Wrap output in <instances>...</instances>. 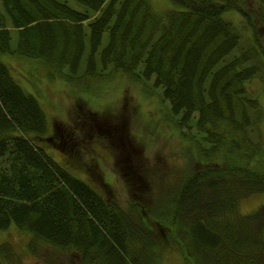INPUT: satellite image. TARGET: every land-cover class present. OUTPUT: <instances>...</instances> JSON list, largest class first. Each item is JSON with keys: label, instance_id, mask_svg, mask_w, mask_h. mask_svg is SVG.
I'll list each match as a JSON object with an SVG mask.
<instances>
[{"label": "trees", "instance_id": "16d2710c", "mask_svg": "<svg viewBox=\"0 0 264 264\" xmlns=\"http://www.w3.org/2000/svg\"><path fill=\"white\" fill-rule=\"evenodd\" d=\"M168 1L178 9L160 14L152 0H0V232L29 234L28 253L43 243L70 264H161L166 238L185 264H264V205L239 210L264 192L263 110L248 89L264 77V0ZM2 55L75 84L118 72L153 79L181 127L186 166L139 171L137 188L123 164L130 196L120 198L88 160L101 131L75 120L50 133ZM16 247L0 244V264H21Z\"/></svg>", "mask_w": 264, "mask_h": 264}, {"label": "rangeland", "instance_id": "374dc122", "mask_svg": "<svg viewBox=\"0 0 264 264\" xmlns=\"http://www.w3.org/2000/svg\"><path fill=\"white\" fill-rule=\"evenodd\" d=\"M152 5L160 14L178 9L168 0H152ZM226 16L229 19L233 14ZM243 31L246 32L245 29ZM13 39L15 40V36ZM107 41L108 37L105 34L103 44L105 45ZM242 44H245V38ZM1 59L6 64L9 63L20 85L41 103L50 123V133L54 126L58 125V129L62 128L64 121H67L64 109L67 99L81 97L69 110L68 122L65 124L74 127L78 124L75 120H83V126L92 130L90 134V136L93 135L92 137L96 135L95 131H101L98 132L101 137L97 142L93 146L89 144L88 160L95 159L100 163L97 168L104 172L102 183L105 178L112 180L111 189L115 192L118 189L120 198L130 196V191L126 189L123 192L122 188L124 187L123 164L127 163L125 170L130 176L129 182H133V186L139 188L140 183H137L138 178L136 177L139 171L148 173L151 168L155 170L162 168L167 170L168 168L170 171H177L186 166L185 158L190 159L188 148L179 132L181 127L177 123V118L170 110V103L162 100L163 89L155 87L153 79L142 82L140 79L118 72L113 76L99 79L82 78L79 81L80 84H75L59 75L52 77L50 71L53 69H49L38 60L13 58L10 55H2ZM83 70L84 65L79 72L80 76ZM129 85L136 86L135 98L130 95ZM248 89L255 94L254 96L257 95L261 103L263 110L261 130L264 134V77L248 83ZM88 104L98 111H103L104 107L109 104L118 105V107L114 113L110 114L108 111L104 113L93 111ZM182 131L187 133L189 129L184 127ZM134 137L140 143H137ZM111 139L113 141L110 143ZM46 149L56 161L68 164L66 155L57 148L46 144ZM117 157H119L118 160ZM138 158L141 165L136 164ZM76 173L87 182H92L91 175L84 169L76 170ZM98 176L96 173V177ZM263 205L264 192H261L242 199L239 210L241 214H251ZM30 239L29 234L22 233L15 227L0 232V244L11 241L17 246L21 264H70L69 256L49 247L48 244L40 243L38 256L28 253L26 245ZM172 243L163 238L160 248L161 264H185L176 245Z\"/></svg>", "mask_w": 264, "mask_h": 264}, {"label": "clouds", "instance_id": "9594fccd", "mask_svg": "<svg viewBox=\"0 0 264 264\" xmlns=\"http://www.w3.org/2000/svg\"><path fill=\"white\" fill-rule=\"evenodd\" d=\"M128 87H129L130 95H131L132 97L135 98L136 86H135V85H129ZM66 91H67V89H66ZM78 98H81V97H78V96H77V97H70V98L67 99V101L65 102V104H64V109H65V113H66V116H67V121H64L65 123L68 122V113H69V110H70L71 108L74 107L75 101H76ZM88 105H89V104H88ZM89 107H90L91 110H93V111H97V112H101V113H104V112L108 111V112H110V114H111V113H114V112L116 111L118 105H112V104H109V105H107V106L104 107L103 111H98V110H96L95 108H93V107L90 106V105H89ZM134 138H135V140L137 141V143H140V141H139L136 137H134Z\"/></svg>", "mask_w": 264, "mask_h": 264}]
</instances>
